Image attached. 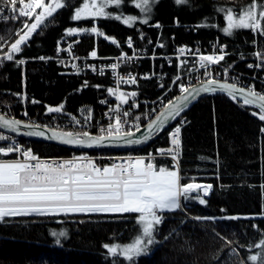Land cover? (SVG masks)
<instances>
[{
	"label": "trees",
	"instance_id": "obj_1",
	"mask_svg": "<svg viewBox=\"0 0 264 264\" xmlns=\"http://www.w3.org/2000/svg\"><path fill=\"white\" fill-rule=\"evenodd\" d=\"M82 2L83 0H68L71 7L60 10L54 24H50L42 33L34 34L29 45L16 56L17 59H27L25 65L18 67L14 62L5 61L0 66V113L8 114L4 110H7L10 103H15L13 115L24 118L23 111H27L28 117H31L28 120L34 122L37 119L41 122L44 119L43 113L46 112L45 105L55 107L64 103V111L59 114L67 117L74 115L80 105H96L97 98L106 95L108 88H113L109 75L89 72L75 75L53 59H33L40 56L53 58L57 41L61 40L67 28H89L92 25V19H70L74 8ZM250 3L251 0H191L192 7L189 8L176 6L174 0H159L154 7L150 24L159 22L162 28L141 24L128 28L114 19L98 18L97 28L109 38L116 39L120 47L103 36L84 34L80 36L75 49L80 54H87L95 48L100 55L114 56L130 51L126 46L129 36L133 37L136 47L152 49L154 43H164L166 47H157L160 54L171 53L175 46L225 43L229 52L227 61L234 64L236 71L248 76L257 72L259 77H264V68L259 73L256 67H248V64L255 65L258 60L254 53L264 51V37L254 36L247 29L235 30L231 36L224 35L221 31L227 24L224 13L216 11L217 8L240 10ZM110 11L115 13L116 9L111 8ZM123 11L125 14L138 13L130 0L129 6L124 7ZM26 19L28 18L18 17L16 21L0 22V38L8 40L4 51L17 38L15 33ZM177 19L179 27L175 23ZM199 23L216 27H193ZM138 30L145 34L144 40L140 39ZM74 38L76 37H64V40ZM149 39L152 44L148 43ZM162 62L155 65V70L167 71L165 81L158 83L155 78L140 79L138 85L127 89L129 93H138L135 100L142 111L147 106H152L145 103V100L155 99L163 92L165 87L161 88L160 84L167 87L171 82L175 67H167L163 60ZM135 68L136 65L133 69ZM139 68L150 70V62L145 60L144 65ZM85 81H88V86L77 91ZM95 85L102 87L97 88ZM14 93L26 94L28 99H18L12 95ZM176 94L175 90L172 91L169 99ZM32 99L40 103L34 104ZM242 103V100H233L219 92L205 94L192 102L180 117L171 121L163 132L146 144L125 151H88L94 155L146 154L165 146L168 129L182 118L186 121L180 134L179 168L181 175L186 177L182 183L190 182L187 178L196 177L195 182H210L213 190L205 197L207 206L192 201L187 203L186 210L165 213L166 220L157 233L160 243L148 255L137 258L136 264H239L236 256L229 255L224 240L216 236L215 232L234 241L233 246L237 247L244 258L250 253L239 245L258 242L260 239L258 230H264V219L218 220L215 224L191 219L195 216H224L225 213L220 211L222 208L229 216L241 217L259 214L264 208V193L260 189V185L264 183V137L260 135V127L264 122L251 115L252 111L258 109L253 106L241 107ZM67 130L69 131V127ZM27 143L34 152L42 156H67L77 152L43 142ZM202 156L207 159L201 160ZM154 162L157 166H172L166 159L156 158ZM136 216L134 213L123 214V218L119 214L28 216L12 218L7 223L0 222V264H111L112 258L107 257L102 245L128 242L134 237ZM253 224L258 225V229H254ZM61 229L68 232V238L62 240L63 246L59 247L50 233ZM173 230L175 234L165 241L164 236ZM189 247L192 249L190 252Z\"/></svg>",
	"mask_w": 264,
	"mask_h": 264
},
{
	"label": "snow or ice",
	"instance_id": "obj_2",
	"mask_svg": "<svg viewBox=\"0 0 264 264\" xmlns=\"http://www.w3.org/2000/svg\"><path fill=\"white\" fill-rule=\"evenodd\" d=\"M131 5L138 10L136 14H125L123 8L129 6V0H83V2L74 8V13L70 17L72 21H82L93 19L94 24L91 28L70 27L67 28L57 41V56L60 52H68L73 59L74 44L80 42L76 39L67 44V48H62L61 42L64 37H80L84 34L95 35L96 37L103 36L105 39H111V43L120 47V44L114 38H109L103 31L95 26L98 18L114 19L126 25L128 28H134L137 24L149 25L157 29L162 28L159 22L154 25L150 24L153 18L154 7L159 3V0H130ZM19 3V8L17 4ZM7 4L13 13L18 12L17 15L11 17L0 16L3 20H17L18 17H26L22 27L16 31L14 42L10 43L7 50L4 51L8 40L0 38V66L5 61L14 62L16 66L25 65L27 59H17V54L23 51V48L28 46L34 34L42 33L50 24L55 23L56 15L60 10L71 7L68 0H7ZM176 6L192 7L191 0H174ZM115 8L116 12L110 11ZM39 10V11H37ZM3 11V9H0ZM217 12L224 13V19L227 26L223 27L221 31L226 36L234 34L235 30L247 29L251 30L254 36L259 35L264 37V2L262 0H251V3L240 10L233 8H217ZM176 26L179 27V20H176ZM196 29L203 27H216V25H209L207 23H199L195 26ZM139 31V30H138ZM141 40L145 39L143 31H139ZM159 39V38H158ZM256 41L254 40L253 43ZM152 44V40H148ZM127 47L133 50V55L128 56L126 53H121L118 58L123 63H131L136 59H142L138 50L134 47L133 37L127 38ZM157 47H166L164 43H158ZM217 51L213 54H200L197 57L199 68L204 69L203 76L197 77V83L191 82L187 85L178 83L181 77L177 75L173 81V85L179 87L180 95L168 99L167 102L160 101L159 108H153L151 112L144 113V118L148 119L147 125L144 126L143 131L139 121L141 116L135 117L136 123L129 127L127 131L124 130V125L128 124V117L132 115L130 110H124L122 106L132 100L130 108L139 107L135 101L137 92L125 93L116 89L108 88L109 96H115L119 102L117 107L113 109L109 106L107 116H112L115 112V122L110 123L108 128L101 129V134L92 136L88 132L73 133L68 131L51 130L50 135L46 134L41 125L34 122H24L20 119L14 118L10 115H0V130L15 134V136L27 137H42L47 140H55L59 143L80 147H93L102 145L105 142L119 143L123 142L127 145H139L148 142L154 135L162 132L171 121L176 120L181 116L189 105L200 98L203 94L222 93L231 97L233 100H242L240 105L253 106L258 111H252L251 115L258 117V120L264 122V92L255 90L252 86L239 85V78H235L232 82H228L229 70L233 65H227L223 68L224 82L217 79L220 73H214L211 70L212 65H218L224 61L228 53L225 51L226 45H216ZM198 51V50H197ZM181 56L188 52L190 55L195 53L187 48L181 47L178 49ZM258 59L255 65L248 64L249 68H264V51L254 53ZM89 56L97 58V51L93 49ZM155 59V54L152 57ZM41 61H48L52 57H36ZM179 59V57H178ZM243 59V56L241 57ZM60 64L65 65L67 62L59 60ZM188 64L187 59L180 61V67ZM120 66L119 63L111 64L113 70ZM71 67L75 69L76 75H79L82 69L73 62ZM92 70L95 72V66ZM199 69H197L198 71ZM192 68L188 69L191 73ZM99 74H104V68L99 69ZM116 75L115 71L113 73ZM142 79H150L151 76L145 74ZM255 79V77H254ZM117 85L122 83L136 84V77L128 74L125 79L120 76L116 80ZM88 86V81H85L80 89ZM100 88L102 86L95 85ZM164 88V84H160ZM172 88H168L167 92H171ZM167 92L165 96H167ZM18 99L27 100V95L14 93ZM32 103H40V101L32 99ZM101 104H107L105 99L100 100ZM156 103V102H153ZM45 115L52 113H62L64 111V103L59 106L45 105ZM81 111H84L82 109ZM91 109H87L88 115L86 120L91 119ZM24 116L28 113L25 111ZM155 118H152V117ZM72 120L76 123V118L73 116ZM186 121L182 118L172 132L169 133L172 147L168 149H158L161 157H170L173 160L171 168L167 165L157 166L154 162L152 153L147 157H129L121 163H112L99 167L95 162L87 156L73 157L70 160L64 161H44L36 156L32 149L24 147L20 144L14 136L6 135L0 131V142H5L0 145V157H8L15 153V159L0 158V222L7 223L12 218L40 216V217H54V216H70V215H99V214H119L123 218V214H137L135 217L136 232L135 236L130 238L128 242H113L111 244L104 243L103 249L106 250L107 257H111V264H136L137 258L148 255L152 248L159 244L157 233L160 231V226L165 222V213H171L178 210H186L187 203L197 201L200 205L207 206L208 197L213 190V185L210 183H196V177L187 178L188 183H182L186 179L181 175L179 168L178 155L181 146L180 134L181 129ZM135 127L136 132L131 130ZM21 128L29 129L21 132ZM106 131V135H104ZM136 133H141L139 136ZM260 135L264 137V125L260 127ZM201 160L207 159L200 157ZM145 160L148 162L146 163ZM222 187H224L222 185ZM261 192L264 193V183L260 185ZM224 216H195L191 219L196 221H211L215 224L218 220H238V219H264V208L261 213L246 215V216H229L225 209H220ZM59 223V221H57ZM83 223V221H81ZM254 229H258V225L253 224ZM260 239L258 242H250L247 245H239L240 248L246 249L250 254L246 258L240 255L237 247H234V241L227 240L220 236L219 232H215L225 242V247L229 249V255H234L239 261V264H264V230H258ZM175 234V230L164 236L167 241L171 235ZM50 235L55 238L56 246L62 247V240L68 238V232L64 229L59 231H52ZM118 239V237H117ZM188 251H192L189 247ZM219 260V258H217Z\"/></svg>",
	"mask_w": 264,
	"mask_h": 264
},
{
	"label": "built area",
	"instance_id": "obj_3",
	"mask_svg": "<svg viewBox=\"0 0 264 264\" xmlns=\"http://www.w3.org/2000/svg\"><path fill=\"white\" fill-rule=\"evenodd\" d=\"M0 9H3V11H0V16H7L10 17L13 12L10 11L9 7L5 6H1ZM0 21H5L3 19H0ZM134 42V41H133ZM160 42H156L154 43L152 49H148L147 47H136V44L134 43V47L135 49L138 50V53L141 57H143L142 59H136L131 63H123L121 62L118 58L121 56V54L118 55H114V56H103L97 53V58H90L89 54L87 53L85 54H78L76 52L75 49V45L73 48V53L75 57H79V59H73L72 56L69 55L68 52H60L59 56H57V51L55 50V55L53 57V60H55L59 65H62L63 67H65L66 69H68V71L72 74L75 73V69H73L71 67V64L73 62H75L78 67H80L82 69V71L80 72V74L82 73H93V74H99V69L100 68H104V74L103 75H109L110 79L112 80V84L113 87L115 88H131L133 86L138 85L139 80L142 79L141 77H143L145 74H148L151 76V78H155V80L160 83L162 80L165 81L166 79V75H167V71L165 69H162L160 71H156L155 70V65L162 60L165 62L167 67H170L172 65H174V70L172 73V78H171V82L167 84V87L165 86L163 92L161 94H159L157 96V98L152 99V100H145V103H150L152 104V106L150 105V107H146L143 111L140 110L139 107H134V108H130V105L132 103V100H129L128 104H124L122 106V108L124 110H130L132 115L130 117H128V124L124 125V130L127 131L129 129L130 126L134 125L136 123L135 121V117L137 116H141V120L139 121V124L142 126V124H144L148 119L144 118L143 114L144 113H149L151 112V110L155 107V108H159L160 106V101L163 100L164 102H167V100L170 97V93L172 91H176L177 93L180 92L179 91V87L178 84L177 85H173L172 81L173 79L179 75L181 77L180 82L178 83H184L185 85L189 84L190 82L192 83H196V79L197 77L203 76V71L204 69H200L199 68V63L197 62V57L200 54H204V55H208L211 52H218L217 48L215 47L216 45H220L218 44V42H214L211 43L209 46H201L199 44L193 45V46H188V45H182V46H175L172 50L171 53L168 54H160V53H156L157 52V44ZM215 44V45H213ZM221 45H225L222 44ZM126 46H127V40H126ZM184 47L187 49L192 50L195 54L194 55H190L189 53L185 52L182 56L181 54L178 52V49ZM62 48H67V44H65L64 46H62ZM198 50V51H197ZM225 51L227 52V48L225 49ZM128 56H132L133 55V50L131 49L130 52L126 53ZM155 54V59H153V55ZM179 57V59H178ZM64 60L67 62V67L63 64L59 63V60ZM183 59H187L188 60V64L185 65L184 67H180V61ZM145 60H148L150 62V66L151 69L150 70H144V68H139L142 67V65H144ZM119 63L120 66L113 70L111 67H109V65L111 64H116ZM163 63V62H162ZM85 65L88 66H95L96 71L94 72L92 70V67H85ZM136 65V68L133 69ZM133 66V67H132ZM138 67V68H137ZM219 67V66H216ZM215 67V68H216ZM164 68V67H163ZM192 68L193 71L191 73L188 72V69ZM197 69H199L197 71ZM212 70V67H211ZM233 70V69H232ZM116 73V75H114L113 73ZM131 73L132 76L136 77L137 79V83L136 84H129V83H122L117 85L116 80L118 77L123 76L125 79L128 78V74ZM79 74V75H80ZM76 75V74H75ZM233 75V79L235 78H239V85L241 86H252V87H258L256 86L257 82L255 81H251L248 80V78L250 76L248 75H244V74H238L237 72L234 71ZM150 78V79H151ZM243 79H247V81H244ZM232 80H228L229 82H232ZM259 82V81H258ZM264 81H261V83H258V85L263 86L264 88ZM172 88L171 92H167L168 88ZM254 87V88H255ZM255 88V89H256ZM262 89V88H261ZM167 92V96H165V93ZM105 99L108 101L107 104H101L100 100ZM136 101V100H135ZM156 102V103H153ZM136 103L138 104V102L136 101ZM119 104V102L116 100L115 96L110 97V96H100L97 98L96 100V105H92V104H83L80 105L76 108L74 115H69L67 117H64V119H60L62 121V125L69 127L73 130L76 131H80V133L82 132H88L90 133H101V129H107L108 125L110 123H114V117L116 115L115 112L112 113V116H107L105 115L106 112H108L109 110V106H111L113 109H115L117 107V105ZM139 105V104H138ZM91 109V119L90 120H86V116L88 115L87 109ZM82 109H84V111H81ZM25 111H23L24 113ZM76 118V121H79V123H76L75 121L72 120V117ZM27 116H24V118L22 119H27ZM30 121V120H29ZM34 123L40 124V125H47V126H51L52 125H48L45 123H39L36 119L33 120ZM32 122V121H31ZM58 123V122H57ZM57 123L53 122V125H57ZM180 123H176L175 125L171 126L170 129L168 130V141L167 144L165 146H160L155 148V150L149 151L147 154H117V155H94V154H89V153H81V154H70L67 156H53V157H47V156H39L38 154H35L36 156H38L41 160L44 161H52V160H56V161H64V160H70L73 157H81V156H87L88 158L92 159L95 164L99 167H103L106 165H111L112 163H121L124 160H126L129 157H147V155L149 153H152L153 157L156 158H164L165 157H161L158 153V149H168L170 147H172L171 144V138H169V133L173 131V129ZM135 129V127H131V130ZM2 131V130H0ZM6 135H11L14 136V138L17 140L18 136H15L11 133H8L6 131H3ZM106 133V131H105ZM5 142H0V144H4ZM15 155V153H13ZM167 159L172 160L170 157H166ZM145 162L147 163L148 161L145 160Z\"/></svg>",
	"mask_w": 264,
	"mask_h": 264
},
{
	"label": "rangeland",
	"instance_id": "obj_4",
	"mask_svg": "<svg viewBox=\"0 0 264 264\" xmlns=\"http://www.w3.org/2000/svg\"><path fill=\"white\" fill-rule=\"evenodd\" d=\"M7 6V7H9V5L7 4V0H0V7L1 6ZM19 3L17 4V8H19ZM9 9H10V7H9ZM10 11L12 12V10L10 9ZM37 11H39V10H37ZM18 15V12L17 13H13L11 16H13V15ZM10 16V17H11ZM10 21H16V20H11V19H8V20H5V21H0V22H10ZM93 24H94V21H93V19H92V25H90V27L89 28H91L92 26H93ZM95 26L97 27V20H96V22H95ZM226 26H227V24H226ZM87 35V34H86ZM95 36V35H94ZM76 39H81V37H76V38H74V39H65L64 40V42L60 45L61 47L62 46H64L65 44H68V43H70V42H73V41H75ZM222 44H225V43H222ZM74 45H76V44H74ZM213 45H215V44H213ZM221 45V44H220ZM9 46H10V44H9ZM227 48V47H226ZM57 49V48H56ZM55 49V50H56ZM95 49V48H94ZM93 50V49H92ZM92 50H89L87 53L89 54ZM96 50V49H95ZM97 51V50H96ZM130 51H131V49H130ZM129 51V52H130ZM77 52V51H76ZM260 52V51H259ZM262 52V51H261ZM78 53V52H77ZM123 53H128V52H123ZM156 53H158V52H156ZM188 53V52H187ZM214 52H211V53H209V54H213ZM216 54H219L218 52H215ZM227 53H228V55L226 56V58H225V60L224 61H221L218 65H212L211 67H212V71L214 72V73H216V72H218V73H220V76L219 77H216L217 79H219V80H223L224 81V76H223V68L224 67H227V65H233V67L229 70V74H228V80H232V78H233V73H234V71L235 72H237L238 74L240 73L238 70L236 71V69H235V67H234V64H232V63H230V61H229V63H228V57H229V52H228V50H227ZM79 55H80V53H78ZM54 55H55V52H54ZM86 55V54H85ZM54 57V56H53ZM91 58V57H90ZM259 61L257 60L256 61V63H258ZM216 66H219V67H216ZM133 67V66H132ZM216 67V68H215ZM233 69V70H232ZM261 68H256V70L259 72V73H262L261 72V70H260ZM204 72V71H203ZM200 77H202V76H200ZM254 77H255V79H254ZM261 79H264V77L261 75V77H259V75H257V72H253V74L248 78V80H251V81H255V82H257V84H256V86H258L255 90H258V91H262V92H264V88H263V86H261V85H258V83H261ZM196 81V83H197V79L195 80ZM259 81V82H258ZM192 83V82H191ZM192 84H195V83H192ZM262 88V89H261ZM113 89H116L115 87H113ZM128 87H125V88H120L119 89V91H123V92H125V93H129L128 92ZM180 92H178L177 94H179ZM176 94V95H177ZM175 95V96H176ZM104 96H109V94H108V92H107V94L106 95H104ZM110 97H113V96H110ZM130 100V99H129ZM23 104V103H22ZM16 106V104L15 103H10L8 106H7V110H4L5 112H7L8 114L7 115H10V116H15V115H13V107H15ZM4 114H6V113H4ZM52 114H54V115H51V114H48V115H45L44 113H43V116L42 115H40V116H42L44 119H41V122L39 121V120H37L39 123H45V124H48V125H52V126H56L57 128H55V127H52V128H55V129H59V130H63V131H68L67 130V127L66 126H64V125H62L63 123H62V121L60 120V119H64V117L66 116H63V114H59V113H52ZM16 117V116H15ZM18 118H22V117H18ZM28 118H31V117H28ZM27 118V119H28ZM148 121V120H147ZM181 121V120H180ZM180 121L179 122H177V123H180ZM57 123V125H53L52 123ZM146 123V122H145ZM144 123V124H145ZM143 125V124H142ZM175 125V124H174ZM173 126V125H172ZM48 127H51V126H48ZM170 129V128H169ZM168 129V130H169ZM133 130H135V129H133ZM132 130V131H133ZM68 132H73V133H80V131H76V130H73V129H71V128H69V131ZM168 133V132H167ZM94 134H97V135H100L101 133H94ZM104 134H107V133H104ZM14 135V134H13ZM170 138V137H169ZM17 141L20 143V144H22L24 147H26V148H30V149H32V147L27 143V141H29V140H26V139H23L22 140V138H20V137H18V139H17ZM167 141H168V135H167ZM1 145V144H0ZM3 145V144H2ZM32 151H33V153L34 154H37L36 152H34V150L32 149ZM179 155H178V162H179V158H180V148H179ZM81 153H85V152H79V151H77V152H73V154H75V155H79V154H81ZM86 153H88V152H86ZM72 154V153H71ZM147 154V153H146ZM39 155V154H38ZM39 156H42V155H39ZM47 157H53V156H47ZM55 157V156H54ZM0 158H3V159H15L16 158V154L14 155V154H11V155H9L8 157H0ZM159 159H164V158H159ZM166 160H169L170 162H171V164H173L174 162H173V160H170V159H167V158H165ZM196 183H198V182H196ZM201 183H210V182H201ZM211 184V183H210Z\"/></svg>",
	"mask_w": 264,
	"mask_h": 264
},
{
	"label": "water",
	"instance_id": "obj_5",
	"mask_svg": "<svg viewBox=\"0 0 264 264\" xmlns=\"http://www.w3.org/2000/svg\"><path fill=\"white\" fill-rule=\"evenodd\" d=\"M221 82H224L223 80H221ZM229 82V81H228ZM197 86H199L198 83H195ZM180 95L177 94L176 96ZM205 95V94H203ZM175 97V96H174ZM0 115H5L4 113H0ZM14 118H17V119H20L24 122H29V120H26V119H22V118H18V117H15V116H12ZM152 118H155L154 116ZM149 121H146L145 124H143L141 126V130L143 131V128L145 125H147ZM37 124V123H36ZM40 125V124H39ZM169 126V125H168ZM167 126V127H168ZM41 127L43 128V125H41ZM166 127V128H167ZM165 128V129H166ZM164 129V130H165ZM29 129H24V128H21V132H24V131H28ZM46 131V134L50 135V131L51 130H58V131H63V130H59V129H55V128H52V127H48L47 129H44ZM163 130V131H164ZM2 131H6V130H2ZM162 131V132H163ZM7 132V131H6ZM133 132H136V129L133 130ZM10 133V132H8ZM161 133V132H160ZM13 134V133H11ZM141 133H136L137 136H139ZM15 135V134H14ZM90 135L92 136H97V134H94V133H90ZM106 135V134H104ZM157 135H154V137H156ZM22 139H26V140H29V141H37V142H43V143H48V144H52V145H55V146H59V147H62V148H67V149H71V150H75V151H79V152H88V151H98V150H109V151H125V150H128V149H132V148H136V147H139L140 145H143V144H146L148 143L149 141H151L152 139H150L148 142L146 143H143V144H139V145H127L123 142H119V143H108V142H105L104 144L102 145H98V146H93V147H80V146H73V145H66V144H62V143H59L58 141H55V140H47V139H44L42 137H27V136H18Z\"/></svg>",
	"mask_w": 264,
	"mask_h": 264
}]
</instances>
